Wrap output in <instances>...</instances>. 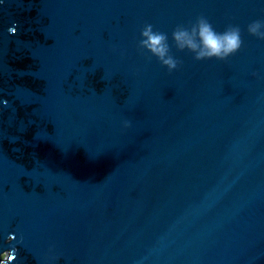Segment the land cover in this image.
I'll return each instance as SVG.
<instances>
[{
    "label": "water",
    "instance_id": "water-1",
    "mask_svg": "<svg viewBox=\"0 0 264 264\" xmlns=\"http://www.w3.org/2000/svg\"><path fill=\"white\" fill-rule=\"evenodd\" d=\"M201 15L241 48L178 51ZM257 19L264 0H2L0 264H264ZM145 23L178 68L137 49Z\"/></svg>",
    "mask_w": 264,
    "mask_h": 264
},
{
    "label": "clouds",
    "instance_id": "clouds-1",
    "mask_svg": "<svg viewBox=\"0 0 264 264\" xmlns=\"http://www.w3.org/2000/svg\"><path fill=\"white\" fill-rule=\"evenodd\" d=\"M246 31L249 35L264 40V20L251 21L246 26ZM168 40L167 33L154 30L152 24L145 23L140 29V39L136 46L138 50L146 51L156 57L160 64L171 72L180 64L171 53L172 45L178 51L191 52L195 60L215 58L224 61L238 51L243 43L241 28L238 25L229 24L223 31H217L203 15L197 16L188 26L176 25L171 32L172 45ZM252 74L256 75L255 72ZM129 125L130 121L125 120L124 126Z\"/></svg>",
    "mask_w": 264,
    "mask_h": 264
}]
</instances>
